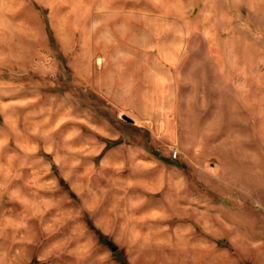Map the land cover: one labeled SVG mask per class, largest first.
<instances>
[{"label":"rangeland","instance_id":"rangeland-1","mask_svg":"<svg viewBox=\"0 0 264 264\" xmlns=\"http://www.w3.org/2000/svg\"><path fill=\"white\" fill-rule=\"evenodd\" d=\"M0 264H264V0H0Z\"/></svg>","mask_w":264,"mask_h":264},{"label":"crops","instance_id":"crops-1","mask_svg":"<svg viewBox=\"0 0 264 264\" xmlns=\"http://www.w3.org/2000/svg\"><path fill=\"white\" fill-rule=\"evenodd\" d=\"M172 48L176 51H173V52H170V53H164V57L163 59L165 60V62L168 63V60H171V59H174V58H177V56H179L181 53H180V50H179V47H177V43H172L171 44ZM146 47V46H145ZM152 48H158V45L157 46H152ZM179 50V51H178ZM172 64V63H170ZM164 70L162 71V74H164V76L161 77V80L166 82V83H169L173 78H172V73H171V70L169 68V65L165 64L164 66Z\"/></svg>","mask_w":264,"mask_h":264},{"label":"built area","instance_id":"built-area-1","mask_svg":"<svg viewBox=\"0 0 264 264\" xmlns=\"http://www.w3.org/2000/svg\"><path fill=\"white\" fill-rule=\"evenodd\" d=\"M175 156H176V152L174 151V152H173V157H175Z\"/></svg>","mask_w":264,"mask_h":264}]
</instances>
